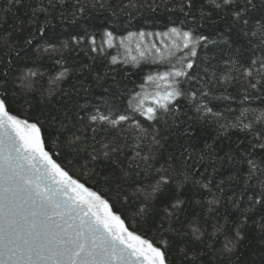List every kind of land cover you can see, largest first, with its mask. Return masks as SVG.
<instances>
[{"label": "snow or ice", "instance_id": "6c2138e0", "mask_svg": "<svg viewBox=\"0 0 264 264\" xmlns=\"http://www.w3.org/2000/svg\"><path fill=\"white\" fill-rule=\"evenodd\" d=\"M256 101L264 0H0V264H264Z\"/></svg>", "mask_w": 264, "mask_h": 264}, {"label": "trees", "instance_id": "16d2710c", "mask_svg": "<svg viewBox=\"0 0 264 264\" xmlns=\"http://www.w3.org/2000/svg\"><path fill=\"white\" fill-rule=\"evenodd\" d=\"M114 6L116 3H129V0H112ZM136 2V0H133ZM24 11L21 10L20 15L23 16ZM169 22V13L163 9L158 10L157 12H149L146 10L133 11L131 9L125 10V12L120 13L118 16H112L110 12L103 11L97 12L93 11L90 14H86L85 17L78 18L76 23L84 26H89V31H94L97 33V39H100V32L102 31V26H106L109 29H115L118 36L126 35L127 32H138L141 30L144 31H164L165 25ZM56 23L62 25L63 31H69L70 26L73 21L71 17L61 20L57 18ZM151 39V38H149ZM159 43V41H157ZM111 54H117L116 49L109 50ZM122 53V49L120 50ZM128 71V87L132 88L139 85L142 82L143 76L149 71L163 70V66L153 65L151 63H142L138 68H132L131 65L126 66ZM138 90V89H137ZM254 106L264 107L260 105L259 101H256ZM223 107V105H221ZM235 107V105H233ZM99 135L103 136L104 133ZM63 159V158H61ZM89 186H92L90 183ZM99 187V185H96Z\"/></svg>", "mask_w": 264, "mask_h": 264}]
</instances>
